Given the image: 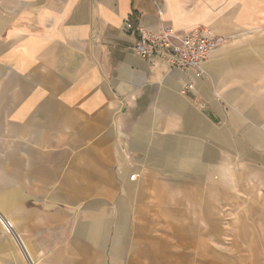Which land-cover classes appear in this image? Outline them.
I'll list each match as a JSON object with an SVG mask.
<instances>
[{
    "label": "crops",
    "instance_id": "1",
    "mask_svg": "<svg viewBox=\"0 0 264 264\" xmlns=\"http://www.w3.org/2000/svg\"><path fill=\"white\" fill-rule=\"evenodd\" d=\"M126 19L224 41L181 93ZM0 169V264H264V0H0Z\"/></svg>",
    "mask_w": 264,
    "mask_h": 264
},
{
    "label": "built area",
    "instance_id": "2",
    "mask_svg": "<svg viewBox=\"0 0 264 264\" xmlns=\"http://www.w3.org/2000/svg\"><path fill=\"white\" fill-rule=\"evenodd\" d=\"M122 26L126 33L134 37L133 50L138 56L160 61L168 68L190 76V80L180 88L181 93L194 88V81L204 74V64L224 41L223 37L203 26L186 31L162 26L158 31L152 32L130 19L124 20Z\"/></svg>",
    "mask_w": 264,
    "mask_h": 264
},
{
    "label": "rangeland",
    "instance_id": "3",
    "mask_svg": "<svg viewBox=\"0 0 264 264\" xmlns=\"http://www.w3.org/2000/svg\"><path fill=\"white\" fill-rule=\"evenodd\" d=\"M12 174L13 172H6V170H2L0 169V257L2 254H6V252L10 249L9 244L11 243V241L13 242L12 236L9 233L10 231V224L8 222L7 219H9V212L11 210V205L10 202L7 201L6 195H7V190H9V187L12 183L15 182L17 180H13L12 179ZM46 195H42L39 196L38 198H36V201H30L25 199V203L28 206H34V204L37 205H41V204H47L48 201L50 202V200L47 198H45ZM90 200V199H89ZM21 201V198L19 200H17V206L18 203ZM92 202H85L83 201L82 206L84 204H90ZM7 219H6V218ZM4 257V256H3ZM1 261V260H0Z\"/></svg>",
    "mask_w": 264,
    "mask_h": 264
}]
</instances>
